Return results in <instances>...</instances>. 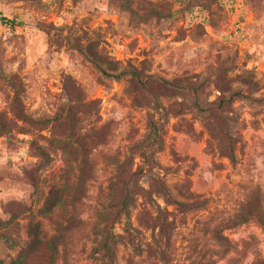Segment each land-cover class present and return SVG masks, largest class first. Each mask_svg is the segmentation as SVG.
Masks as SVG:
<instances>
[{"label":"clouds","instance_id":"9594fccd","mask_svg":"<svg viewBox=\"0 0 264 264\" xmlns=\"http://www.w3.org/2000/svg\"><path fill=\"white\" fill-rule=\"evenodd\" d=\"M97 89L103 115L98 101L85 103ZM141 89L153 108L163 98L191 114L194 123L173 124V142H182L185 158H202L195 184L190 168L181 183L161 186L153 207L167 216L169 193L177 192L205 212L180 228L173 214L161 225L166 233L144 229L133 245L139 251L106 257L99 225L112 213L128 157L112 176L90 167L83 177L85 160L70 145L105 137L98 143H110L116 160L138 134L132 112L148 107L136 95ZM75 112L82 115L65 132L61 125ZM155 115L162 126L176 113ZM235 144L240 158L225 153L231 172L221 177L218 154ZM157 150L148 161L140 156L138 171L152 167ZM53 165L60 179L36 208L45 228L31 209ZM159 180L151 171L130 174L125 194L146 198ZM128 238L123 226L112 233L122 245ZM132 256H142L139 264H264V0H0V264H129Z\"/></svg>","mask_w":264,"mask_h":264},{"label":"rangeland","instance_id":"374dc122","mask_svg":"<svg viewBox=\"0 0 264 264\" xmlns=\"http://www.w3.org/2000/svg\"><path fill=\"white\" fill-rule=\"evenodd\" d=\"M11 2L16 3L17 0H11ZM5 19H7L5 17ZM50 19H54V16L50 17ZM5 23V20L3 21ZM230 22V18H229ZM14 23V22H13ZM102 47V46H100ZM136 49L141 47V43L139 39L136 42ZM99 50V48H98ZM109 86L115 90L118 85L109 83ZM123 86V81L120 82L119 87ZM155 87V86H154ZM49 91L55 93L58 89L54 84L49 83L48 85ZM70 90L73 94H77V90L75 88H71ZM138 97H143L144 100L148 103V107L142 109L140 112H132V124L135 126L137 130V135L132 137L130 141L126 143L129 145L128 148L120 149V155L116 160L109 158V152L111 150L112 145L105 143H98L100 139L105 137H95L91 141H79L74 142L70 145V148L75 149V154L80 159L85 160L84 167L82 169L83 177H87L89 173L90 167H95L98 173H106L109 176H112L114 170L119 161L124 160L125 157H128L127 164L123 165L120 169V175L122 178V183L119 186L120 194L112 205V213L109 217L104 218L105 222H102L99 225L101 230H104L106 233L107 239L105 243L110 247L109 251H106L107 255H111L113 251V257L119 258L121 254L124 252L125 248L129 253L133 251H139V249H134L133 245H135L137 238L143 234L145 228H150L155 231L156 228H160L161 232L167 231L166 228L161 227L162 224H166L168 221L172 220L173 214L176 215V228H180L182 225L189 224L191 220L203 214L205 212V208L199 206V201L194 202L191 199H184L183 193L170 192L169 193V207L167 209L168 215L165 216L164 212L161 211L158 213L157 209L153 207V201L156 199V195L161 190V186L168 184H179L184 180L186 175V170L191 168V172H187V179L193 185L196 181V169L198 166V162L202 159L200 157H196V159H192V154H189L188 158H185L184 152L181 150L183 145L182 142L177 140L175 143L173 142V137L177 134L173 130V124L175 121H179L183 119L185 122H191V114L184 112L183 109L175 104H172L169 107L170 102L160 98L159 102L156 104L155 108L152 107L151 97L145 89L138 90L136 93ZM88 99L99 102L100 105V114L103 115V101L105 97L103 96L102 90L97 89L95 95L88 97L85 100L87 104ZM122 102L125 105L132 103V97L128 95H124L122 98ZM163 108L165 112L176 113L175 119L171 115L168 116L167 122H162V126L157 123L155 113L159 112L160 109ZM194 111V110H193ZM82 115V112L68 113V123L62 124L61 128L64 129L65 132L68 129L73 127L75 122V117H79ZM102 122V121H101ZM51 127V124H49ZM97 128H99V123L97 124ZM149 131L151 133L149 137V142L147 143H138L141 139L140 134ZM42 135H47L46 132L41 133ZM207 137L205 136V139ZM75 140V137H73ZM220 141L226 145V141H223V137L220 136ZM204 140H201V144L203 145ZM217 140L214 139L211 142V147L215 150V145ZM171 146V151L176 154V159H172V155L169 151ZM153 147H156L158 150L153 152V158L150 161L152 167L149 168L147 166L137 169V165L140 163V156H143L146 161L149 160V150ZM235 160H239L240 158V145L235 144L232 147ZM228 151L225 148V152L219 153L218 158L216 160V166L219 169V174L221 177H224L226 174L231 172V167L228 164V160L225 159V153ZM239 167V165H237ZM153 172L157 173L160 177L159 182L154 184L153 194L148 195L146 198H142L140 195H129L125 194V189H127L128 185L126 181L128 180L130 174H141L144 172ZM42 175L48 177L45 183L38 186V199L34 208L31 209V215L35 218V220L39 221L41 225L45 228L48 226V219L45 218L44 215H37L36 208L44 205L45 199L49 196V185L54 180H59L60 177L56 175V166L53 165L50 168L44 170ZM92 181L89 179L86 181V184H91ZM117 185L113 182L110 185V191L116 192ZM192 192H196L195 187L190 189ZM204 199V197H201ZM143 201V203H142ZM208 208L212 207V200H208ZM59 207L57 211H59ZM20 215L27 217L29 216V211H22ZM181 216L183 219H181ZM126 221V223H125ZM25 221H20V223H24ZM106 224L111 226L112 232L106 231ZM121 226L125 228L128 232V241L126 245H122L120 242L112 240V233L116 232ZM172 237L169 238V246L171 247ZM179 243V241H176ZM142 247V245H141ZM45 255L47 253L45 252ZM142 259V256H132L129 264H139V261Z\"/></svg>","mask_w":264,"mask_h":264},{"label":"trees","instance_id":"16d2710c","mask_svg":"<svg viewBox=\"0 0 264 264\" xmlns=\"http://www.w3.org/2000/svg\"><path fill=\"white\" fill-rule=\"evenodd\" d=\"M4 20L7 22H10V23H13L14 21H9V20H7V19H5L4 18ZM228 155H231V156H233L234 157V159H235V156H234V153H233V150L231 149V151H227L226 152ZM44 203H45V201H44ZM104 249L106 250V251H109L110 250V247H108V245L106 244V243H104ZM111 255L113 256V251H112V253H111Z\"/></svg>","mask_w":264,"mask_h":264}]
</instances>
